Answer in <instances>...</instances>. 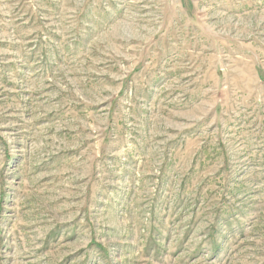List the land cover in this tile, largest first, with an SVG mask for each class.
Instances as JSON below:
<instances>
[{
    "label": "rangeland",
    "instance_id": "obj_1",
    "mask_svg": "<svg viewBox=\"0 0 264 264\" xmlns=\"http://www.w3.org/2000/svg\"><path fill=\"white\" fill-rule=\"evenodd\" d=\"M0 264H264V0H0Z\"/></svg>",
    "mask_w": 264,
    "mask_h": 264
}]
</instances>
